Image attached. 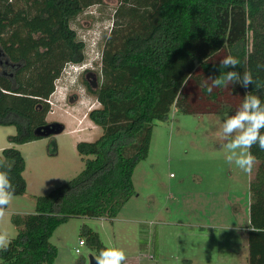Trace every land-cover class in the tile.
<instances>
[{
    "label": "trees",
    "instance_id": "1",
    "mask_svg": "<svg viewBox=\"0 0 264 264\" xmlns=\"http://www.w3.org/2000/svg\"><path fill=\"white\" fill-rule=\"evenodd\" d=\"M117 1L100 73L96 80L82 79L100 104L88 117L102 135L77 143L85 162L78 175L37 195L35 212L12 215L18 233L0 250L1 264H53L59 250L51 236L70 217L115 218L136 194L134 171L149 155L155 123L168 119L174 105L187 113L233 114L246 92L264 100V89L254 85L215 88L211 94L201 87L207 76L220 74L222 53L240 60L235 70L250 69L264 83V70L257 69L264 64V0ZM104 2L0 0V125L16 128L12 144L54 139L65 130L62 122L47 121L52 110L47 100L68 65L87 62L86 43L72 23ZM47 125L56 132L38 131ZM14 145L2 149L0 159L12 163L15 195H24L27 161ZM251 151L257 164L246 230L249 264H264V151L258 146ZM84 235L91 246L104 248L93 229Z\"/></svg>",
    "mask_w": 264,
    "mask_h": 264
},
{
    "label": "rangeland",
    "instance_id": "2",
    "mask_svg": "<svg viewBox=\"0 0 264 264\" xmlns=\"http://www.w3.org/2000/svg\"><path fill=\"white\" fill-rule=\"evenodd\" d=\"M117 6V0H105L72 23L86 43L90 73L67 66L68 73L57 80L51 118L64 123L65 130L54 139L49 136L14 145L9 136L16 134V128L0 125V148L4 146L0 151L14 145L28 162L27 192L14 195L0 220V231L9 240L18 233L12 215L35 212L37 195L48 194L78 175L85 167L78 141H94L102 135V129L88 117L100 104L82 79L96 80L100 73L101 50ZM231 114L187 113L174 105L168 119L155 123L149 155L134 171L136 194L115 218L75 216L62 223L50 239L59 250L53 264H90L98 248L86 242L76 252L79 241L87 239V228L99 234L104 248H122L127 256L124 264H188L187 260L192 264H249L246 230L255 169L245 174L224 159L217 134ZM78 119L85 130L81 137L73 131ZM53 149L57 151L54 155L50 153Z\"/></svg>",
    "mask_w": 264,
    "mask_h": 264
},
{
    "label": "clouds",
    "instance_id": "3",
    "mask_svg": "<svg viewBox=\"0 0 264 264\" xmlns=\"http://www.w3.org/2000/svg\"><path fill=\"white\" fill-rule=\"evenodd\" d=\"M72 65L75 64L68 66L73 68ZM237 66H240L237 57L231 54L224 56L218 62L220 74L207 76L201 87L208 94L215 88H228L234 85H240L245 89L254 85L256 90L264 89V83L255 79L250 69L245 68L240 72L235 70ZM257 69L264 70V64H258ZM217 135L222 141L221 148L225 161L228 164H235L245 174H251L257 164V157L251 151L252 147L258 146L264 151V100L260 95L246 92L235 112L223 120ZM11 168L12 163L7 159H0V220L6 215V209L15 195V188L9 175ZM9 242L8 234L0 231V250H6ZM94 259L95 264H124L127 256L122 248L111 246L102 248Z\"/></svg>",
    "mask_w": 264,
    "mask_h": 264
},
{
    "label": "crops",
    "instance_id": "4",
    "mask_svg": "<svg viewBox=\"0 0 264 264\" xmlns=\"http://www.w3.org/2000/svg\"><path fill=\"white\" fill-rule=\"evenodd\" d=\"M61 100L62 99H59V101L61 102ZM71 103H74V102H71ZM55 105V104H54ZM98 106V105H97ZM53 108V110L52 111H50L49 113H48V115H47V121H49V122H51V121H54V120H52V118H51V115L53 114V112H54V106L52 107ZM88 119V118H87ZM82 128H84L83 127V123H80V121H79V119L78 120H76V126H75V128L73 129V131L78 135V136H83V134H84V132H85V130H82ZM79 142V141H78ZM2 147H4V146H1V148ZM0 148V149H1ZM2 151V150H1ZM0 151V152H1ZM27 170H28V162H27V166H26V170H25V172H24V176H25V174H26V172H27ZM26 178V177H25ZM26 180H27V178H26ZM27 188H28V181H27Z\"/></svg>",
    "mask_w": 264,
    "mask_h": 264
},
{
    "label": "built area",
    "instance_id": "5",
    "mask_svg": "<svg viewBox=\"0 0 264 264\" xmlns=\"http://www.w3.org/2000/svg\"><path fill=\"white\" fill-rule=\"evenodd\" d=\"M87 63V62H86ZM86 63H83V64H75V65H72L73 66V68L76 70H82V69H84L87 65H86ZM71 67V66H70ZM68 73V71H67V69L65 68V70H64V73ZM61 78V77H60ZM59 78V79H60ZM58 79V80H59ZM58 85V84H57ZM57 88H58V86H57ZM50 104H53L54 105V102L52 101V99H51V97L47 100ZM85 241L84 240H80L79 241V246L76 248V252L77 253H80L81 252V249H80V247L82 246V245H85ZM152 258V257H151Z\"/></svg>",
    "mask_w": 264,
    "mask_h": 264
},
{
    "label": "water",
    "instance_id": "6",
    "mask_svg": "<svg viewBox=\"0 0 264 264\" xmlns=\"http://www.w3.org/2000/svg\"><path fill=\"white\" fill-rule=\"evenodd\" d=\"M38 131L45 135H50L51 133H55L54 127H51L50 125L45 126L43 129H38ZM95 257L91 256L90 258V264H95Z\"/></svg>",
    "mask_w": 264,
    "mask_h": 264
},
{
    "label": "flooded vegetation",
    "instance_id": "7",
    "mask_svg": "<svg viewBox=\"0 0 264 264\" xmlns=\"http://www.w3.org/2000/svg\"><path fill=\"white\" fill-rule=\"evenodd\" d=\"M1 53V52H0ZM0 57H1V54H0Z\"/></svg>",
    "mask_w": 264,
    "mask_h": 264
}]
</instances>
